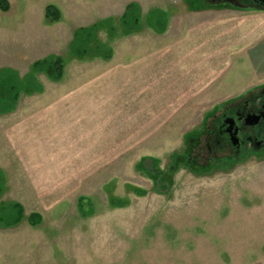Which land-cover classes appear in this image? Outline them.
<instances>
[{
	"label": "rangeland",
	"instance_id": "374dc122",
	"mask_svg": "<svg viewBox=\"0 0 264 264\" xmlns=\"http://www.w3.org/2000/svg\"><path fill=\"white\" fill-rule=\"evenodd\" d=\"M128 2L140 7L132 31L120 22ZM81 26L94 37L77 57L68 44ZM263 42L264 7L228 0H4L0 64L22 47L17 73L34 81L26 89L53 80L64 90L68 130L39 163L0 134V204L24 212L0 225V264H192L209 241L222 261L264 264V151L206 149L221 109L264 85ZM46 56L62 58L59 78L31 72ZM7 113L0 126L18 121Z\"/></svg>",
	"mask_w": 264,
	"mask_h": 264
},
{
	"label": "crops",
	"instance_id": "0c3cea01",
	"mask_svg": "<svg viewBox=\"0 0 264 264\" xmlns=\"http://www.w3.org/2000/svg\"><path fill=\"white\" fill-rule=\"evenodd\" d=\"M225 7V6H224ZM223 8V7H222ZM239 9L246 7L238 6ZM226 9V8H225ZM252 9V8H251ZM13 39L20 42L21 39L25 40L24 37H20L22 32L19 30H13ZM12 31V32H13ZM16 34V35H15ZM27 41H29L25 50L30 51V55L32 53H39L40 46L37 47V43H35V39H30L27 37ZM14 43V41H13ZM35 43V44H34ZM19 46V45H18ZM12 47V58L11 61H6V63L0 64L3 67H10L17 70V66L19 65V61L22 58H19V53L24 50L22 47ZM37 48V49H36ZM256 50V58H264V42L262 45H259ZM36 51V52H35ZM34 55V54H32ZM22 56V55H21ZM25 56H28V53H25ZM39 88L37 90L26 89L22 91V98H27L28 96L38 95L40 96V103L42 105L32 106L30 103H23V107L21 105L22 98L21 95L17 105H15L14 109L2 116H10L9 119H12L15 114H19L18 121L16 120L12 126L3 125L0 126V134H2V140L7 142V136H9L10 141L8 140V148L10 151L17 153L18 155H24L23 157L27 158V156H33L34 162H44L48 161L46 159L49 157V153L52 151L51 146L47 148V145H50V140L54 141H65L67 139V117L66 113L68 112V108L66 106L65 100L63 99V94L54 89H51L53 84L52 81L40 82ZM57 84V83H56ZM51 86V87H50ZM54 88V87H53ZM24 95V96H23ZM33 114V115H32ZM27 115L26 121H20L23 116ZM20 121V123H19ZM45 125L48 127L45 129ZM49 150V151H48ZM54 152V149H53ZM50 159V157H49ZM30 162V161H29ZM49 169V166H46ZM4 168L0 166V171L3 172ZM3 177V176H2ZM54 177V176H52ZM12 201V200H9ZM14 201V200H13ZM35 213V212H31ZM29 213V215L31 214ZM24 219V212L21 220ZM20 220V222H21ZM210 241L207 242L206 250L203 249L201 251H197L195 253L191 252V257L200 258L201 261L193 262L192 264H239L238 262L220 260L222 253L215 252L210 249L209 245ZM218 258V261H217ZM229 262V263H228ZM155 264H157L155 262Z\"/></svg>",
	"mask_w": 264,
	"mask_h": 264
},
{
	"label": "trees",
	"instance_id": "16d2710c",
	"mask_svg": "<svg viewBox=\"0 0 264 264\" xmlns=\"http://www.w3.org/2000/svg\"><path fill=\"white\" fill-rule=\"evenodd\" d=\"M4 0H0L2 6ZM140 7L136 2H128L120 16V22L127 31H132L138 26ZM44 17L52 22L59 19V10L53 4H47L44 7ZM95 26H81L75 29L72 39L68 44V51L73 56H84L88 50L89 44L94 37ZM64 63L61 57L46 56L45 58L35 61L32 64L31 72L43 70L53 79L59 78L63 74ZM33 84L34 81L30 76L25 79L20 78L16 70L4 67L0 69V114L10 112L14 109L16 101L26 85ZM32 87V89H33ZM37 89V88H36ZM0 181H2L0 172ZM23 216L22 206L15 201H7L0 204V225L8 227L17 224ZM32 222L39 219V214L31 213L28 216Z\"/></svg>",
	"mask_w": 264,
	"mask_h": 264
},
{
	"label": "flooded vegetation",
	"instance_id": "af4514ba",
	"mask_svg": "<svg viewBox=\"0 0 264 264\" xmlns=\"http://www.w3.org/2000/svg\"><path fill=\"white\" fill-rule=\"evenodd\" d=\"M228 2L241 7H264V0ZM206 149L229 150V153L218 157L226 155L230 158L242 155L243 152L248 154L264 151V85L247 97L228 103L221 109L207 130Z\"/></svg>",
	"mask_w": 264,
	"mask_h": 264
}]
</instances>
